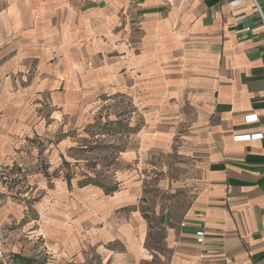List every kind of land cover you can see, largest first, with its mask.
Instances as JSON below:
<instances>
[{
  "label": "crops",
  "instance_id": "obj_1",
  "mask_svg": "<svg viewBox=\"0 0 264 264\" xmlns=\"http://www.w3.org/2000/svg\"><path fill=\"white\" fill-rule=\"evenodd\" d=\"M31 257L264 264L252 0H0V264Z\"/></svg>",
  "mask_w": 264,
  "mask_h": 264
},
{
  "label": "rangeland",
  "instance_id": "obj_2",
  "mask_svg": "<svg viewBox=\"0 0 264 264\" xmlns=\"http://www.w3.org/2000/svg\"><path fill=\"white\" fill-rule=\"evenodd\" d=\"M102 107L101 108V115L102 116H111V118L115 119L117 122V120H126L124 116H127L129 111L128 108H126L125 106L123 105H119V101L118 100H115L113 102H108V103H105V104H102L101 105ZM120 117V119H119ZM123 125V124H122ZM96 129L95 131L98 132V133H103V134H108L109 137L106 135L103 139L100 137V139H97L96 142H98V140H100L96 145L95 147L98 149V150H103V148L106 147V144L107 142L109 141H113V137L112 135L117 132L118 130H123L125 129L124 127L122 126H118V124L114 125L113 127L112 126H107L104 121H99V123L95 126ZM128 128H126L125 130H127ZM89 143V142H88ZM87 148H89V144H87ZM82 156V155H81ZM82 158L85 160L84 162V166L89 168V166L93 165V163L90 160V157L89 155H83ZM100 158V157H99ZM111 163V158L109 159H100V162L99 164L101 166H105V165H108ZM33 252H31L32 254ZM32 259V263L31 264H47L46 260L44 259H33V257H31ZM6 264H25V263H22L20 261H13V262H7ZM154 264H160L158 261H155Z\"/></svg>",
  "mask_w": 264,
  "mask_h": 264
},
{
  "label": "built area",
  "instance_id": "obj_3",
  "mask_svg": "<svg viewBox=\"0 0 264 264\" xmlns=\"http://www.w3.org/2000/svg\"><path fill=\"white\" fill-rule=\"evenodd\" d=\"M252 2H253L254 7L256 8L257 12L259 13V15H260V17H261L262 24H263V27H264V17H263V15L261 14V12H260V10H259V8H258V6H257V4H256V2H255V0H252ZM255 137H259V136H255ZM198 235H199V237H200V238L198 239V241L201 242L202 234L199 233Z\"/></svg>",
  "mask_w": 264,
  "mask_h": 264
}]
</instances>
